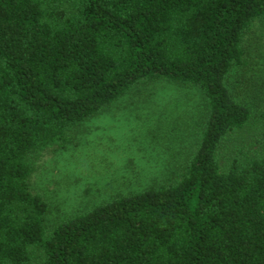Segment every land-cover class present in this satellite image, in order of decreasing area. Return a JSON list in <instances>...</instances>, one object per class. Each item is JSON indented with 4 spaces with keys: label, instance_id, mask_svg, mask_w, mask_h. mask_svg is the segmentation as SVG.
<instances>
[{
    "label": "trees",
    "instance_id": "1",
    "mask_svg": "<svg viewBox=\"0 0 264 264\" xmlns=\"http://www.w3.org/2000/svg\"><path fill=\"white\" fill-rule=\"evenodd\" d=\"M263 22L264 0H0V264H264V102L230 88ZM162 81L203 97L194 151L161 184L51 223L39 157ZM252 123L257 151L223 162Z\"/></svg>",
    "mask_w": 264,
    "mask_h": 264
},
{
    "label": "rangeland",
    "instance_id": "2",
    "mask_svg": "<svg viewBox=\"0 0 264 264\" xmlns=\"http://www.w3.org/2000/svg\"><path fill=\"white\" fill-rule=\"evenodd\" d=\"M247 59L230 75L232 94L249 104L264 102V22L246 35ZM204 121L201 93L166 81L139 87L103 114L86 122L74 144L48 151L36 162L31 190L49 204L48 218L58 223L115 195L161 184L175 165L194 151ZM260 128L250 124L231 136L220 159L235 151H257L249 143Z\"/></svg>",
    "mask_w": 264,
    "mask_h": 264
}]
</instances>
